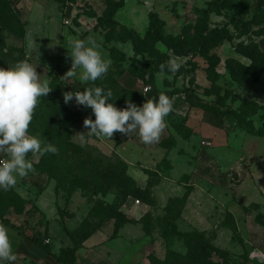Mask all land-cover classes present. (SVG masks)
<instances>
[{"label":"rangeland","instance_id":"rangeland-1","mask_svg":"<svg viewBox=\"0 0 264 264\" xmlns=\"http://www.w3.org/2000/svg\"><path fill=\"white\" fill-rule=\"evenodd\" d=\"M11 1L20 13L25 35L23 38H17L1 28L0 34L5 47L22 50L13 51L16 63L27 60L36 66L41 81L47 79L50 83L51 79L56 77L62 79L66 92H76L69 89V85L72 88V83L74 81L76 84V80L68 77L65 81L67 76H64L71 67L69 41H87L88 38L96 40L100 45L99 50L111 61L109 69L112 72L118 73L130 68L147 70L145 83H142L143 86L138 91L144 95L146 101L154 100L161 93L174 101L173 111L165 117L168 133L164 136L167 144L165 148L173 147L171 155L178 157L182 154L185 158H160L159 152L165 149L161 147V143L147 149L139 146L138 149L131 142L132 138L136 137L134 132L128 135L115 132L110 139L87 134L90 129L84 126V120L79 119L78 114L85 113L82 107L88 108L76 104L73 98L67 103L78 112L77 120L72 126V143L93 158L103 159L105 164L107 161L114 162L118 159L124 161L127 164L126 172H129L135 181L149 183L151 188L161 179H167L171 184L162 183L154 187L153 193L150 189V206L144 204L143 199L127 198L125 204L132 205L136 212L143 214L144 211L141 218L145 220L139 221L138 226L125 230L126 236L121 241H115L114 237L113 241H109L113 220H106L105 216L97 214L96 211L99 210L98 202L104 204L105 208L120 202L114 191L93 197L75 189L70 195L67 182L69 175L60 162L52 168L55 179H47L45 183L35 181V171L26 177H17V183L12 189L26 202L25 211L19 216L14 215L12 211L5 215L15 227L6 226L17 259L14 262L0 261V264H39L32 260L34 254H18L16 247L20 244L27 248L25 240L34 236L41 237L45 244L56 250L57 246L65 243L62 226H68L70 233L79 234L98 226L97 231H101L103 240L107 239L109 243L95 246L94 251L105 256L106 249H115L118 254L113 259H122L120 264H129L131 255L126 259L121 258L127 248L125 242H128V239L135 240L136 244L133 241L130 243L139 248L138 257L135 259L138 264L162 262L168 249L184 253L182 239L172 237L171 242L167 244L160 234L165 230L169 232V224L173 222L179 232L194 229L186 227L182 216H177L181 208L180 203L172 200L181 199L187 190L191 192L193 185L208 188V202L215 206V209L206 214L211 216V223L214 224L212 228H208L206 234L211 238L216 230L225 229L219 234V246H232V251H227L229 264L253 262L249 257L250 246L255 250L259 249L264 255V227L254 221L258 214L264 215L261 213L264 212V77L255 81L249 76H244L234 81L225 65V61L230 58L244 66L250 64L248 58L235 51L237 46L254 44L264 52V0H233L236 7L231 9L223 7L222 0H123L112 16H109L113 8L110 2L117 3L119 0H71L64 4H61L63 0ZM245 4L246 8L243 7ZM258 4H261V8H257ZM204 11L207 13L204 14ZM106 18L113 20L112 25L108 22L103 24ZM150 26L153 30L150 35L145 36ZM121 27L125 30H121ZM155 30L161 31V41H155ZM127 32H135L142 39H147L150 46L154 45V54L136 51ZM210 33L217 34L222 40L214 43L212 38H206ZM166 39H170L169 42L166 43ZM111 50H116L122 58L112 59ZM208 59H212L216 64L214 71L217 80L213 85L207 79L210 68ZM170 61L180 65L177 71L169 70L167 65ZM162 64L165 65L163 71L160 69ZM14 65L11 63L10 67ZM80 72L81 69L77 74ZM111 77L116 78L114 75ZM144 88L148 90L144 91ZM158 97L155 100H158ZM61 98L68 108L63 95ZM39 100L40 98L38 102ZM191 101L213 105L219 111L234 113L237 118L234 119L230 115H224L220 119L213 115L206 117V113L201 109L190 105ZM142 105L143 103L138 107ZM87 111V114H90L89 110ZM214 119H218L217 122ZM78 133L85 134L84 141L79 139L76 135ZM191 135L193 137H190ZM198 154H208L214 159L244 158L243 171L241 174L231 171L227 177L221 172L220 176L211 178V172L205 170L207 176L211 174L210 179H202L196 168L195 157ZM154 155L157 158L152 157ZM75 156L77 159L78 154ZM7 158L4 153H0V160ZM27 159L37 164L40 156L29 153ZM130 168L132 170L129 171ZM194 198L192 204L195 202ZM210 205H207V208ZM165 206L168 210L164 209ZM144 226L150 233V240L144 235ZM231 226H234L235 230H230ZM249 233L258 240V235L262 233V243L258 244L256 241L253 244ZM212 260L221 262L215 256Z\"/></svg>","mask_w":264,"mask_h":264},{"label":"trees","instance_id":"trees-1","mask_svg":"<svg viewBox=\"0 0 264 264\" xmlns=\"http://www.w3.org/2000/svg\"><path fill=\"white\" fill-rule=\"evenodd\" d=\"M70 1L71 0H63L61 4ZM122 2L123 0H119L117 3L110 2L113 5V8L110 10L109 16L113 15L116 8H118ZM222 4L223 7L229 9L236 7V3H234L233 0H222ZM246 6V4L243 5L244 8H246ZM257 8H261V4H258ZM203 13L206 14L207 11H204ZM105 20L103 21V24L108 22L112 25L113 20H111V18H106ZM0 28L17 38H23L25 35L24 23L21 22L20 13L11 0H0ZM120 29L123 31L125 30L124 27H121ZM203 29H206L205 24ZM151 30H153V27L150 26L145 36L150 35ZM154 33L157 35L155 41H161V31L155 30ZM262 33L264 38V30H262ZM127 36L134 42L136 51H144L149 55L156 51L154 45L150 46L147 39H142L137 33L127 32ZM206 38H212L211 40L214 41V43H218L222 40V37H218L217 34L213 33H210ZM169 40L170 39H166L164 41L167 43ZM262 44L264 45V41ZM13 51L22 52L20 49L5 47L2 35L0 34V68L6 69L10 67L11 63L12 65L16 63V60L13 58ZM235 51L248 58L250 64L244 66L235 59H227L225 65L230 72L232 80L238 81L244 76H249L257 81L264 77V52H261L254 44L245 47L237 46ZM110 57L112 59H115V57L116 59H121L122 55L116 50H111ZM208 62L210 63V68L207 72V79L213 85L217 80L216 72L214 71L216 64L212 59H208ZM146 71L147 70L140 71L137 68H130L126 71L121 70L118 73H114L109 69L107 74L101 79L95 81L94 84L93 82H85L81 86V92L84 88L99 86L104 88L105 91L108 89L112 91L113 95L109 102L113 103L117 109L126 108V101H130L138 106L146 101L144 95L141 92L123 88L117 80L124 73H128L133 78L145 83ZM112 75L116 78L113 79L111 77ZM49 86L53 87L52 91L45 97H40L33 114L32 122L29 125L28 132L29 135L37 136L43 142L51 143L56 146L58 148V153H47L44 156H40L38 163L33 164L35 172L39 175L45 174L48 180L55 179L54 174L52 173V168L55 164L60 162L67 169V174L69 175L67 182L70 195L75 189H78L83 193H89L93 197L100 193L114 191L119 197L120 202L113 204L114 206L106 208L104 207V204L98 202L99 210H97L96 213L105 216L106 220H113L112 236H115L118 233V230L125 223L129 222L126 216L120 211V206L124 204L129 197L136 198L137 200L143 199V203L150 206L151 202L148 201V197L151 194V186L148 183L143 190L139 189L136 186L135 181L127 174V164L124 161L118 159L114 162L107 161V164H105L103 159L93 158L81 147L72 143V126L77 120V114L70 111L62 101L61 97L66 92V87L62 79L59 80V78L54 77L51 79ZM190 105L198 107L205 113H211L218 119L222 118L224 115H230L234 119L237 118L234 113L219 111L217 110L218 108L213 105L197 104L192 101L190 102ZM87 108L90 112L88 118L95 120L92 109L90 107ZM161 146H167L166 142L162 141ZM76 154H78L77 159L75 158ZM81 158L87 159L84 160ZM189 193L190 192L187 190L186 194L181 199H172L173 202L180 203L181 208L177 215L178 217L181 215L182 207L184 206ZM25 205L26 202L16 194L12 188L8 191L0 188V222L3 225L15 228L5 218V215L9 211H12L15 215H21L25 211ZM164 209L168 210L167 206H165ZM145 218L147 217L145 216ZM141 220L143 221L145 219L141 218L140 222ZM254 221L264 227V215L258 214L255 216ZM97 229L98 226L88 232L82 231L80 234L77 232L67 233L72 242V247L60 249L57 254L51 252L50 246L45 244L41 237L32 236L28 238V241L48 256H51L58 264H78L75 252L86 239L97 231ZM169 230V232L167 230L163 231L160 234L161 237L167 244L171 242L172 237H179L183 241L182 243L184 244L185 252L180 253L168 249L162 262L157 264H228V253L215 247L212 244V238H208L205 232L197 230L179 232L175 222L169 224ZM230 230H235L234 226H231ZM143 231L146 235L150 236L146 226H144ZM213 256L220 259L221 262H214L212 260Z\"/></svg>","mask_w":264,"mask_h":264},{"label":"clouds","instance_id":"clouds-1","mask_svg":"<svg viewBox=\"0 0 264 264\" xmlns=\"http://www.w3.org/2000/svg\"><path fill=\"white\" fill-rule=\"evenodd\" d=\"M69 45L71 67L64 76L74 77L78 69H82L81 81L94 84L107 74L111 61L104 57L96 40L72 39ZM167 67L175 72L180 65L170 61ZM164 68L162 64L161 71ZM52 88L47 79L40 80L36 66L27 60L10 68H0V153L8 157L0 160V188L5 191L15 187L17 177L23 178L35 171L33 163L27 159L29 153L39 156L58 153L56 146L28 132L38 98L45 97ZM112 95L110 89L105 91L102 87L92 86L82 92H65L63 97L66 104L74 98L76 104L92 109L95 120L85 118L83 121L84 126L90 129L89 135L110 139L115 132L128 135L138 131L143 143L157 142L167 126L165 117L173 111L174 101L161 93L158 100H148L140 107L126 101V108L117 109L109 102ZM76 135L84 141L85 134ZM16 259L9 229L0 224V261L14 262Z\"/></svg>","mask_w":264,"mask_h":264},{"label":"crops","instance_id":"crops-1","mask_svg":"<svg viewBox=\"0 0 264 264\" xmlns=\"http://www.w3.org/2000/svg\"><path fill=\"white\" fill-rule=\"evenodd\" d=\"M79 19L81 20L82 17ZM78 71H79V69H78ZM82 71L83 70L81 69V72ZM80 73L73 77V79L76 80V84L73 81L72 88L67 83L69 85L70 90H76V91L78 90L79 91L81 86L85 83V82L81 81ZM67 78L68 77L65 78V81L67 80ZM117 81L122 87L129 89V90L137 91V92L140 91L141 87L143 86L141 81L133 78L132 76H130L127 73H124L123 75H121V77ZM157 97L156 98L154 97V98L157 99ZM68 108L70 110H72L73 112H75L76 114L78 113L74 110V108H72L69 105H68ZM82 109H85V113H82V115H81V113H79L78 115H79V119L84 120L85 118L88 117L89 113L87 114L88 109L83 108V107H82ZM211 115H213V114L206 113V117H211ZM217 120H215V122H217ZM218 122L220 123V121H218ZM164 130H165L164 134L160 135L159 140L155 143H152V144L143 143L142 140L140 139L139 135H138V131H134L133 134H135L136 137H133L131 142H133L134 145H136L138 147V149H139V146L144 148V149H147L148 147L152 148L153 146L160 144L162 141H164L166 139V138L164 139V136H165V134L167 135L168 133L166 131V128ZM181 136H183V135L181 134ZM190 137H193V136L191 135ZM127 142L129 143V141H127ZM174 144H175V142H174ZM163 148H165V147H163ZM172 148H170V149L165 148L164 150L161 149V152H159V156H161L160 158H185L184 155H182V154L178 155V157H174V155H171L172 151H174V148L173 149ZM164 151H165V153H164ZM141 153L148 154V152H144V151ZM148 157H149V155L146 158H148ZM152 157L157 158L156 155H154ZM195 158H197L196 168L199 171L200 177L202 179L203 178L206 180L210 179L209 176L211 174L213 175V176H211V178H215L217 175L220 176L221 172H222L224 177H227V174L231 171H233L234 173L239 172L237 174H241L240 172L243 171L242 167H243V163H244V158H216V159H214V158H210L208 154L206 156L198 154V155H196ZM219 169H221V170H219ZM130 170H132V169L130 168L129 171ZM205 170H209L211 172V174L209 176H207V171H205ZM127 174L135 181V179L131 176V174L129 172ZM44 177H46V180H44ZM34 179H35V181L45 183V181H47V176L45 174H41V175L36 174V175H34ZM162 180L163 179L159 180L151 188L152 193H153L154 187L156 188L157 186H160L162 183L165 185L171 184V181H168L167 179H164L163 181ZM135 183H136V186L141 190H143L147 185V182H139L138 180H136ZM193 187H194V189H192L189 197H187L186 203H185L184 207L182 208L180 216H182V220L184 219V221H185L184 224L186 225V227L194 228L192 230H197V231L206 233L208 228L209 227L212 228V226L214 225L213 223H211V216L209 217L206 214L209 213L210 211H212L213 209H215V206L210 205V202H208L209 200L207 198V196H208L207 193L209 191H208L207 187L205 188V187L199 186V185H193ZM193 197H195L194 198V201H195L194 204H192ZM207 205L208 206L210 205V207L207 208ZM120 211L126 216V218L129 220V222L125 223L118 230V233L115 236H112V232H111V235L108 238L109 241H113L112 237H114V239L116 238L115 241H121V239H124V237L126 236L124 234V231L127 230L129 227L134 228L135 226H138L139 225L138 222L140 221L141 217L144 215V211H143V214L136 212V209L132 205H130V204L126 205L125 203L122 207H120ZM261 213L264 214V212H262V211H261ZM16 216H19V215H16ZM209 218H210V220H209ZM62 225L63 224H61V226ZM257 227H258V225H257ZM216 228H218V227L216 226ZM258 228L260 229V227H258ZM111 229L113 231V224L111 226ZM61 230H62V237L64 238L65 243L60 245V246H57L56 250H54L51 247V252L53 254H57L60 249H66V248L72 247L71 240L69 239L68 234H67V233H70V228H68V226H65V228L62 226ZM224 230L225 229L222 228L221 230H216L215 231L216 233L214 232V234L211 237L212 238V244L215 247H217L223 251H226V252L229 250L232 251L231 250L232 246L230 244H227L224 247L219 246V242L221 241L219 234L222 233L221 231H224ZM100 232L101 231H97L96 233L91 235L77 249V251L75 252V257H76V261L78 264H117L118 262H119V264L122 263V259H121V261H120V259L119 260L113 259V257H115L118 254V253H116L115 249L112 251H111V249H106L104 252L105 256H103L102 254L99 255L98 253H96V251H94L96 248L95 246H97L99 244H103V243H106V244L109 243L107 239L103 240L104 236L100 235L101 234ZM261 232H262V230H261ZM247 234H248V232H247ZM249 234H250L249 238L253 244L256 241H258V244L262 243V233H261V235H258L260 240H258L257 237H253L251 233H249ZM138 235H139V233H137V236ZM144 235H145V233H144ZM145 236H146V238H149V240H150V237L148 235H145ZM100 237H102V238H100ZM52 240L53 239H51V243H52ZM132 241L134 242V244H136L135 240H131V239H128V242H125V244L127 245V246L126 245L125 246L127 248L122 253L121 258L123 257L126 259L129 257L128 255H131V257H129L130 258L129 264H138V262H136L135 259L138 257V253H139L138 249L139 248L135 247V245L133 247V245H131V243H130ZM25 242L27 244V248L24 247L23 245L19 244V246H17L15 249L16 253L23 254L24 256H31L29 253V252H31L32 255L34 254L31 257L32 260H34L35 262H39V264H58L51 256H48L47 254H45L43 251H41L36 246L32 247L31 245H33V244L30 243L28 241V239L25 240ZM249 249H250L249 253L250 252H256V253L261 254L259 252L260 250L257 248H256L257 250H255V248H252L250 246ZM261 255H263V254H261ZM251 260H253V259H251ZM254 262H255V264L256 263L257 264H264V263L256 262L254 260L251 263L254 264Z\"/></svg>","mask_w":264,"mask_h":264},{"label":"built area","instance_id":"built-area-1","mask_svg":"<svg viewBox=\"0 0 264 264\" xmlns=\"http://www.w3.org/2000/svg\"><path fill=\"white\" fill-rule=\"evenodd\" d=\"M148 89L147 88H144V91H147ZM138 203V202H137ZM249 257L251 259H253L254 261L256 262H259V263H264V256L259 254V253H256V252H250L249 253Z\"/></svg>","mask_w":264,"mask_h":264}]
</instances>
